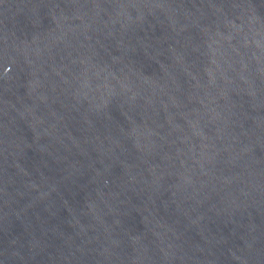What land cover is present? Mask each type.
Here are the masks:
<instances>
[{
  "label": "water",
  "instance_id": "obj_1",
  "mask_svg": "<svg viewBox=\"0 0 264 264\" xmlns=\"http://www.w3.org/2000/svg\"><path fill=\"white\" fill-rule=\"evenodd\" d=\"M0 264H264V0H0Z\"/></svg>",
  "mask_w": 264,
  "mask_h": 264
}]
</instances>
